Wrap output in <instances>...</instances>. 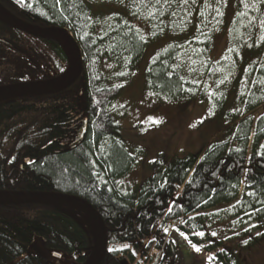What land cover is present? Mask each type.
Listing matches in <instances>:
<instances>
[{
	"label": "trees",
	"instance_id": "1",
	"mask_svg": "<svg viewBox=\"0 0 264 264\" xmlns=\"http://www.w3.org/2000/svg\"><path fill=\"white\" fill-rule=\"evenodd\" d=\"M0 6L41 28L67 27L82 55L81 77L64 92L0 101V193H63L90 202L108 231L102 264L137 256L154 261V249L161 252L156 264H173L172 224L200 245L196 235L204 233L202 242L214 241L205 249L214 252L224 240H213L210 229L223 212L239 224L262 220L264 113L254 112L264 105V0H0ZM218 30L229 39L225 75L214 57ZM163 37L172 41L145 73V87L158 101L209 103L221 113L233 85H243L244 111L226 118L232 120L227 140L184 157L161 154L151 175L132 187L124 180L137 160L112 111L146 48ZM69 65L57 40L0 22V87L52 81ZM81 119L82 139L67 145L63 138ZM36 238L77 264L94 246L93 235L55 203L0 207V264H50L30 253ZM237 250L215 256L220 264H247Z\"/></svg>",
	"mask_w": 264,
	"mask_h": 264
},
{
	"label": "rangeland",
	"instance_id": "2",
	"mask_svg": "<svg viewBox=\"0 0 264 264\" xmlns=\"http://www.w3.org/2000/svg\"><path fill=\"white\" fill-rule=\"evenodd\" d=\"M232 9V6L228 9L227 18L229 19L231 18ZM214 39V57L219 61L222 67L220 71L225 75L227 71L224 70L223 58L228 55V35L224 30H218ZM171 41L169 37H163L146 48L134 79L126 85L121 96L117 98L112 111L121 128L123 139L127 143L131 154L137 160V165L124 180L125 184L132 187L141 184L151 175L152 164L161 154L184 157L198 153L210 143L227 140L232 132V120L226 118H236L238 114L244 111L243 106L240 105L241 97H239L243 91V85H233L228 102L221 113L213 112L209 103L188 105L182 101H158L145 87V73L155 55ZM60 44L62 45V43ZM66 53L68 55V51ZM235 74H237L235 70L230 71L229 79H234ZM262 113H264V105L254 112L257 115ZM85 126V119H81L76 126H72L71 131L67 133L63 141L70 145L81 140ZM255 133L256 130L253 129L250 136V145L253 143ZM241 189L242 193L243 188ZM55 206L71 215L86 231L89 230V227L77 215L70 213V206L66 203L57 201ZM213 215L219 216V213L215 214L214 212ZM221 215L224 218L217 220L218 222L213 220V223H217L210 230H212L213 240L223 238L224 245L214 252L205 249L207 246H213L214 241L202 242L204 233L203 236L202 234L196 235L201 242L200 245L193 241L191 236L179 226L169 227L168 240L173 249V264H220L215 254L218 252L223 253L226 250L231 252L234 248L238 249L237 251L240 252L241 257L245 258L247 264H264V238L261 237L262 239L254 247L244 249L247 242L257 240L264 235V216L261 221L239 224L237 223L238 218L229 217L228 210ZM208 224L211 226V222H208ZM89 233L94 235L96 239V232L93 234L90 230ZM50 252L44 248L43 240L38 238L35 239L30 248V253L44 255L48 260L51 259L50 264H77L64 254L57 259ZM150 253L153 254V259L158 260L159 253H155L154 250ZM140 259L143 260V258L137 256L136 262L139 263Z\"/></svg>",
	"mask_w": 264,
	"mask_h": 264
},
{
	"label": "water",
	"instance_id": "3",
	"mask_svg": "<svg viewBox=\"0 0 264 264\" xmlns=\"http://www.w3.org/2000/svg\"><path fill=\"white\" fill-rule=\"evenodd\" d=\"M0 22L9 28L26 34H33L39 38H53L57 40L67 47L70 61L68 70L62 76L52 81L33 85L0 87V101L55 95L69 89L79 80L82 74L81 49L73 33L67 27H58L55 29L41 28L16 17L1 6ZM57 201L80 207L94 219L97 229L96 239L93 235L94 246L84 264H102L108 244V231L100 213L90 202L81 197L63 193L29 191L0 193V207L31 203L53 204Z\"/></svg>",
	"mask_w": 264,
	"mask_h": 264
},
{
	"label": "bare ground",
	"instance_id": "4",
	"mask_svg": "<svg viewBox=\"0 0 264 264\" xmlns=\"http://www.w3.org/2000/svg\"><path fill=\"white\" fill-rule=\"evenodd\" d=\"M62 45L64 46L65 50L68 51L67 47L64 44H62ZM67 205L70 206L69 207L70 213L77 215V217L89 227V230H87L88 232L90 230L93 233L96 232L97 229H96L95 221L89 213H87L85 210H83L82 208L77 207L75 205H69V204H67ZM172 226H173V224H172ZM56 256H59V255H56Z\"/></svg>",
	"mask_w": 264,
	"mask_h": 264
},
{
	"label": "built area",
	"instance_id": "5",
	"mask_svg": "<svg viewBox=\"0 0 264 264\" xmlns=\"http://www.w3.org/2000/svg\"><path fill=\"white\" fill-rule=\"evenodd\" d=\"M154 251H155V253H159V257H158V260H159L161 252L159 250H155V249H154ZM51 254L54 255L57 259L62 257V255H59L55 252H52ZM56 255H59V256H56ZM151 257L153 258V254H151ZM119 258H121V257H119ZM142 258H143V260L139 263H137L136 261L131 262L128 258H123L121 264H156V263H158V260H155V259H154V261H149V259L147 257H142ZM53 262H55V261H53Z\"/></svg>",
	"mask_w": 264,
	"mask_h": 264
},
{
	"label": "snow or ice",
	"instance_id": "6",
	"mask_svg": "<svg viewBox=\"0 0 264 264\" xmlns=\"http://www.w3.org/2000/svg\"><path fill=\"white\" fill-rule=\"evenodd\" d=\"M213 235H215V233H213ZM123 247H128V245H123ZM110 250H114V249H110ZM119 250H122V249H119ZM199 250V249H197Z\"/></svg>",
	"mask_w": 264,
	"mask_h": 264
}]
</instances>
